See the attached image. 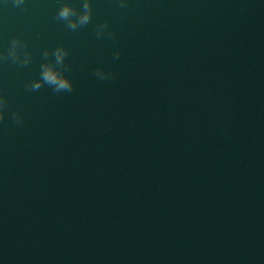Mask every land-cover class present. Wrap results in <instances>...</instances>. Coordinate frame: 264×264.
Here are the masks:
<instances>
[{"label": "water", "instance_id": "obj_1", "mask_svg": "<svg viewBox=\"0 0 264 264\" xmlns=\"http://www.w3.org/2000/svg\"><path fill=\"white\" fill-rule=\"evenodd\" d=\"M65 2L0 0V264H264V0Z\"/></svg>", "mask_w": 264, "mask_h": 264}, {"label": "clouds", "instance_id": "obj_2", "mask_svg": "<svg viewBox=\"0 0 264 264\" xmlns=\"http://www.w3.org/2000/svg\"><path fill=\"white\" fill-rule=\"evenodd\" d=\"M25 0H12L13 6L20 7L23 5ZM120 6H126V0H120ZM57 19L64 21L67 28L70 30H77L90 23L92 19V5L91 0H82L81 9H77L70 3H62L57 11ZM108 28L107 22L100 24L97 27V38H103L106 30ZM110 38H114L115 33L108 32ZM24 48L21 40L19 38H13L11 45L6 54H0V61H7L11 59L14 63H19L20 66H26L31 60L30 53L24 51L23 59H21V50ZM54 56V62H46L41 66L40 77L38 79L30 82L26 87L31 91H37L43 86L47 85L53 89L54 92H68L71 93L73 90L72 81L64 75L65 70V57L68 55L67 50L63 46H58L52 53ZM43 56L47 58L49 56V51L45 50ZM120 52L114 53V58L119 59ZM95 75L101 79L112 78V74L105 72L103 69L98 68L95 70ZM7 99L0 95V121L5 117V109L7 108ZM13 122L19 123L22 117L19 113L12 114Z\"/></svg>", "mask_w": 264, "mask_h": 264}]
</instances>
